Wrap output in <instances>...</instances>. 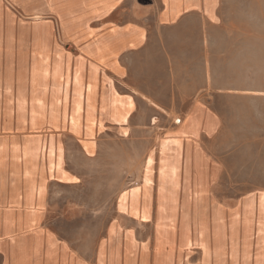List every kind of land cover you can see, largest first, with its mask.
<instances>
[{
    "label": "crops",
    "instance_id": "obj_1",
    "mask_svg": "<svg viewBox=\"0 0 264 264\" xmlns=\"http://www.w3.org/2000/svg\"><path fill=\"white\" fill-rule=\"evenodd\" d=\"M225 3L0 0V42L26 49L0 51V264H264V191L230 206L208 193L219 165L200 143L222 122L202 102L148 153L140 186L121 196L104 238L73 247L49 223L74 214L51 211L50 186L79 180L61 135L85 159L98 154L101 136L127 137L138 76L151 73L156 56L174 55L163 42L179 37L187 16L216 24ZM178 171L200 193L158 194Z\"/></svg>",
    "mask_w": 264,
    "mask_h": 264
},
{
    "label": "rangeland",
    "instance_id": "obj_2",
    "mask_svg": "<svg viewBox=\"0 0 264 264\" xmlns=\"http://www.w3.org/2000/svg\"><path fill=\"white\" fill-rule=\"evenodd\" d=\"M185 19L179 37L163 42L174 55L156 56L151 73L138 76L140 107L127 137L101 136L98 154L85 159L70 135H61L67 167L79 180L50 186L51 211L74 214L49 223L73 247L88 249L106 236L105 228L120 212L121 196L140 186L148 153L195 102L214 110L222 122L213 138L200 143L219 165L217 176L208 178L209 195L230 206L248 193L264 191V0H226L213 25L195 16ZM25 50L0 42L2 55H25ZM174 181V187L159 188L158 194L200 193L184 171Z\"/></svg>",
    "mask_w": 264,
    "mask_h": 264
},
{
    "label": "built area",
    "instance_id": "obj_3",
    "mask_svg": "<svg viewBox=\"0 0 264 264\" xmlns=\"http://www.w3.org/2000/svg\"><path fill=\"white\" fill-rule=\"evenodd\" d=\"M180 123H181V120L180 119L176 121V124H180Z\"/></svg>",
    "mask_w": 264,
    "mask_h": 264
},
{
    "label": "bare ground",
    "instance_id": "obj_4",
    "mask_svg": "<svg viewBox=\"0 0 264 264\" xmlns=\"http://www.w3.org/2000/svg\"><path fill=\"white\" fill-rule=\"evenodd\" d=\"M11 4V3H10ZM31 17V16H30ZM39 18V17H38Z\"/></svg>",
    "mask_w": 264,
    "mask_h": 264
}]
</instances>
